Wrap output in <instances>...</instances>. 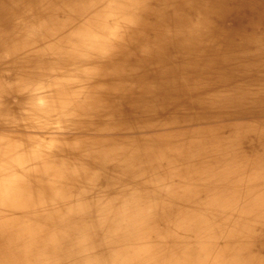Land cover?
<instances>
[{"label":"clouds","instance_id":"1","mask_svg":"<svg viewBox=\"0 0 264 264\" xmlns=\"http://www.w3.org/2000/svg\"><path fill=\"white\" fill-rule=\"evenodd\" d=\"M0 264H264V0H0Z\"/></svg>","mask_w":264,"mask_h":264}]
</instances>
